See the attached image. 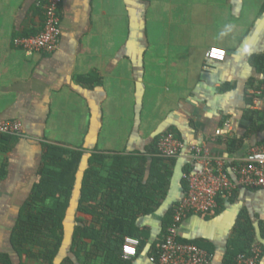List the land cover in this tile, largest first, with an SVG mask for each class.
I'll return each mask as SVG.
<instances>
[{
  "label": "crops",
  "instance_id": "crops-1",
  "mask_svg": "<svg viewBox=\"0 0 264 264\" xmlns=\"http://www.w3.org/2000/svg\"><path fill=\"white\" fill-rule=\"evenodd\" d=\"M43 1L0 0V122H20L24 134L13 142L0 138V254L13 264L19 258L10 236L36 182L43 144L86 157H145L146 171L166 133L204 146L229 166L264 144V132L241 139L250 126L246 112H264V75L250 63L264 53V0H63L56 52L14 48L13 38L41 30ZM210 48L224 50V61H207ZM89 75L99 84L76 81ZM232 139L242 141L229 152ZM158 167L163 198L154 215L136 221L148 239L132 264H150L165 234L163 218L186 190V154ZM217 204L212 216L187 217L179 240L200 241L210 247L211 264H223L237 220L249 219L264 264V189L239 188ZM73 215L69 211L61 257H70ZM20 261L46 264L25 253Z\"/></svg>",
  "mask_w": 264,
  "mask_h": 264
},
{
  "label": "trees",
  "instance_id": "trees-1",
  "mask_svg": "<svg viewBox=\"0 0 264 264\" xmlns=\"http://www.w3.org/2000/svg\"><path fill=\"white\" fill-rule=\"evenodd\" d=\"M250 63L258 74L264 75V53L253 56ZM76 81L99 84V79L93 75L78 77ZM227 90L223 88V91ZM259 91L261 99H264V80ZM252 102V98L247 99V106L251 107ZM245 117L250 126L241 139L264 132V112L248 110ZM0 138L7 142L19 139L6 135H0ZM241 139L227 143L229 152H233ZM42 149L36 182L10 236L9 243L19 258L18 264H22L20 258L23 253L46 264H132L121 259L123 241L126 237L139 239L137 254L141 251L148 234L136 226V221L141 216L154 215L163 198L160 187L164 186V176L158 167L162 159L156 156L157 151H154L146 171L145 157L103 154L86 157L80 151L53 144H43ZM4 151L7 150L4 148ZM71 210L74 211L75 224L68 241L71 257L76 261L60 255ZM172 212L173 209L163 218V233L171 224ZM76 214L87 218H78ZM86 219L90 222L87 223ZM84 241L90 244L86 245ZM255 242L251 221L239 218L223 264H234L235 258L246 254ZM83 243L86 250L81 248ZM192 243L211 254L209 246L200 241ZM36 247L42 251L32 253ZM82 252L83 256L80 255ZM155 253L156 250L152 254ZM0 264L13 263L8 254H0Z\"/></svg>",
  "mask_w": 264,
  "mask_h": 264
},
{
  "label": "built area",
  "instance_id": "built-area-1",
  "mask_svg": "<svg viewBox=\"0 0 264 264\" xmlns=\"http://www.w3.org/2000/svg\"><path fill=\"white\" fill-rule=\"evenodd\" d=\"M63 0H44L41 4L43 23L34 36L13 38L14 48L32 54L51 55L58 49L61 38L60 6ZM226 53L220 48H210L205 53L207 61L223 62ZM0 135L24 137L23 126L17 121L0 122ZM157 157L175 160L186 154L189 170L183 178L186 190L173 208L172 221L167 227L156 253L149 256L150 264H211V255L192 242L179 240V228L190 215L206 218L212 216L219 198H230L239 188L264 189V144L251 148L240 163L229 166L226 160L212 156L201 145H188L172 133L162 135L155 144ZM140 241L126 237L121 246V259L130 261L137 257ZM260 246L251 245L246 254H239L234 264H259Z\"/></svg>",
  "mask_w": 264,
  "mask_h": 264
},
{
  "label": "rangeland",
  "instance_id": "rangeland-1",
  "mask_svg": "<svg viewBox=\"0 0 264 264\" xmlns=\"http://www.w3.org/2000/svg\"><path fill=\"white\" fill-rule=\"evenodd\" d=\"M256 112H259V111L257 110ZM76 216H77L78 218L80 217V218H82V219H83V218H87V217H83V216H81V214H80V215H79V214H76ZM86 222L89 223L90 220L86 219ZM84 242L86 243V245H89V244H90L89 241H84ZM81 248H83V250H86V249H87V248H85L84 243L81 245ZM65 254H66V253H65ZM69 254H70V257H69V258L72 259V257H71V256H72V253H70V250H69ZM80 255L83 256V255H84L83 252L80 253ZM74 261H76V260H74ZM97 264H103V263H98V262H97Z\"/></svg>",
  "mask_w": 264,
  "mask_h": 264
},
{
  "label": "water",
  "instance_id": "water-1",
  "mask_svg": "<svg viewBox=\"0 0 264 264\" xmlns=\"http://www.w3.org/2000/svg\"><path fill=\"white\" fill-rule=\"evenodd\" d=\"M256 227V226H255ZM256 234H257V238H259V235H258V233L256 232Z\"/></svg>",
  "mask_w": 264,
  "mask_h": 264
}]
</instances>
